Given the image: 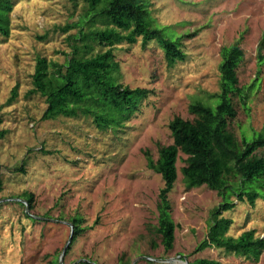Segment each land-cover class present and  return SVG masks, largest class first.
Segmentation results:
<instances>
[{
	"label": "rangeland",
	"instance_id": "obj_1",
	"mask_svg": "<svg viewBox=\"0 0 264 264\" xmlns=\"http://www.w3.org/2000/svg\"><path fill=\"white\" fill-rule=\"evenodd\" d=\"M11 2L10 34L0 37V264L59 259L61 264H184L201 258L264 264V251L258 261L214 247L194 253L222 200L203 185L186 188L181 153L175 163L177 180L167 194L175 238L165 253L154 232L163 182L145 158L155 160L158 147L172 143L169 122L191 121L189 106L205 104L218 93L219 52L236 43L244 59L237 68L239 86L252 88L244 104L234 100L236 116L228 130L239 142H251L264 131V63L256 59L264 36V0H149L154 28L172 40L191 36L180 43L184 62L169 67L153 42L114 47L119 84L150 95L121 127L104 131L91 119L44 121V100L27 94L36 58L62 64L75 37L91 32L85 24L86 1ZM91 47L93 52L107 50L95 42ZM25 192L32 195L31 210L20 197ZM228 199L233 207L220 213L231 221L226 235L253 230L264 238V200L251 206L235 195ZM75 217L80 234L61 257Z\"/></svg>",
	"mask_w": 264,
	"mask_h": 264
},
{
	"label": "trees",
	"instance_id": "obj_2",
	"mask_svg": "<svg viewBox=\"0 0 264 264\" xmlns=\"http://www.w3.org/2000/svg\"><path fill=\"white\" fill-rule=\"evenodd\" d=\"M85 1L89 7L85 24L88 23L91 32H80L75 37V45L62 64L36 58L31 77L32 86L27 94L37 95L44 100V121H54L58 117L83 118L91 119V124L98 131L118 129L139 112L150 92L119 84V65L114 62L112 55L114 47L122 43L136 44L138 40L143 46L153 42L162 50L169 67H172L184 62L180 43L191 36L172 40L163 30L154 28L150 20L149 0ZM12 10L11 0H0V37L5 39L10 34L9 16ZM92 42L107 50L93 52ZM263 51L264 36L257 47L256 59L259 64L264 63L261 56ZM219 60L218 93L209 96L205 104L198 101L189 106L188 112L193 117L191 121L174 118L169 122L167 128L172 143L159 146L155 160L145 156L146 166L158 174L163 182L156 196L157 225L154 232L160 238L164 252L171 251L176 225L170 217L171 206L167 194L172 191L177 180L175 163L181 153L185 157L181 175L186 188L203 185L222 200V204L211 213L206 239L200 242L194 253L214 247L258 261L264 251V238L256 236L253 230L243 231L235 237L226 235L231 221L220 217V213L233 207L228 199L230 194L235 195L239 201L246 199L251 206L258 198L264 200V131L251 142L245 138L239 142L228 130L229 123L236 116L234 100L238 99L239 103L244 104L249 100L248 92L252 87L245 89L239 86L237 68L244 59L237 43L222 48ZM11 95L10 101L14 92ZM3 136L0 133V139ZM20 197L31 210L32 195L25 192ZM26 216L35 220L28 214ZM70 222V242L73 243L81 230L77 226L78 218H72ZM52 264L59 263L55 261ZM77 264L94 263L81 260ZM117 264L128 262L121 260ZM187 264L219 263L201 258Z\"/></svg>",
	"mask_w": 264,
	"mask_h": 264
},
{
	"label": "water",
	"instance_id": "obj_3",
	"mask_svg": "<svg viewBox=\"0 0 264 264\" xmlns=\"http://www.w3.org/2000/svg\"><path fill=\"white\" fill-rule=\"evenodd\" d=\"M23 203H24V202H23ZM24 204H26V203H24ZM26 208H28V204H26ZM68 238H69V239H68L67 244H66L65 247L62 249L61 257L64 256V253H65V251H66V248H67V246L69 245V243H70V241H71V233H70V236H69ZM61 257H60V258H61ZM148 260H149V259H148ZM150 260H151V259H150ZM60 261H61V259H59V261H58L59 264H61ZM152 261H153V260H152ZM184 264H187V263L184 262Z\"/></svg>",
	"mask_w": 264,
	"mask_h": 264
}]
</instances>
